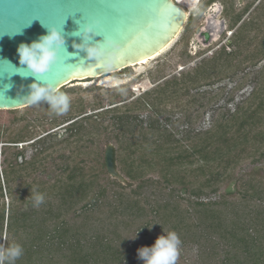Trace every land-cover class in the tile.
I'll return each instance as SVG.
<instances>
[{
  "label": "trees",
  "instance_id": "obj_1",
  "mask_svg": "<svg viewBox=\"0 0 264 264\" xmlns=\"http://www.w3.org/2000/svg\"><path fill=\"white\" fill-rule=\"evenodd\" d=\"M258 10L259 21H242L231 37L233 50L220 47L208 62H200L180 78L166 79L123 108L112 100L108 107L99 105L90 113L81 104H69L62 115L48 104L21 114L17 109L7 110V124L0 129V174L5 186L3 193L0 180V247L18 244L23 248L14 264H143L137 250L151 246L162 235L153 229L161 230L170 221L169 230L178 234L179 247L194 244L197 258L206 255L211 264H264V165H256L264 158V62L257 75L259 84L232 112L220 114L201 132L178 139L166 123L157 118L144 121L135 113L153 108L160 113L179 92L185 95L191 88L209 85L212 74L219 79L227 71L239 69L236 59L240 57L252 65L264 60V2ZM166 122L170 123L169 119ZM60 126L67 134L63 139L53 130ZM36 127L42 128L40 133ZM108 129L118 131L113 134L118 142L122 138L120 154L126 153L128 145L133 146L130 153L134 157L123 173L129 182L143 185L146 176L155 174L178 191L177 200L148 205L146 197L135 190L108 189L103 182L108 174L103 155L95 148L99 136ZM19 143L33 149L28 158L24 147L18 148ZM67 149H71L69 153ZM246 161L252 168L236 174L237 167ZM232 179L218 199H200L203 193H216L220 183ZM33 192L44 196L39 207L34 206ZM182 194L195 200L182 205ZM4 195L9 197L7 204ZM225 195H238L243 207ZM101 204L108 208L106 217H116L123 224L124 235L117 227L109 235L101 226L82 242L79 236L73 240L86 226L85 211ZM147 213L153 217L132 227L136 217H146ZM79 217V224H70V219ZM157 218L163 224L157 223ZM181 257L179 248L176 264H183Z\"/></svg>",
  "mask_w": 264,
  "mask_h": 264
},
{
  "label": "rangeland",
  "instance_id": "obj_2",
  "mask_svg": "<svg viewBox=\"0 0 264 264\" xmlns=\"http://www.w3.org/2000/svg\"><path fill=\"white\" fill-rule=\"evenodd\" d=\"M216 1H218L219 5L221 4L226 7L227 17L230 18L231 23H234L232 22L234 15L238 13L243 14L244 10L242 9L244 6L246 7V10L242 17L245 18V20L251 19L253 23H255L254 21H259L260 10H258V5L264 2V0H261L260 3L255 6L258 3V0ZM245 2H247L248 5H245ZM197 18L194 19L193 23L191 22V24H188L187 26L185 24L170 47L157 57L147 61L142 66H131L129 68L121 69L115 73H112L111 75H107L123 80L122 83L114 86H106L102 82L103 77H95L68 83L67 85L63 86L62 89L60 88L57 91L66 93L70 98V104L75 105L76 107L80 104L84 106L87 113L92 112V109L98 107L99 105L104 108L108 107V104L112 100H116L120 107H122L127 104L129 105V103L134 101L136 98H139V96H141L144 91H151L154 88L161 86L166 79H170L172 77L180 78L182 73H190L200 62H208L210 57L215 51L219 49L221 44H223L227 51L233 50L235 48V45H229V40H231V37L233 36V30L235 26L229 27L214 44L207 48L200 49L195 45L191 47L188 43V36L196 29L198 23L201 21L199 16H197ZM236 60L240 61L239 69L236 71H227L226 76H223L219 79L214 76L215 74H212L210 77V81H212V83L209 85L191 88L185 95H182V93L179 92L177 97H172L171 100L166 103V108L160 113H158L154 108L152 111L151 109H145L139 111L137 110L135 113H138L139 119H143L144 121H147L148 118H157L163 124L166 123L168 125V130L172 131L175 135V138L178 139H182L187 133L192 135L194 132H201L210 128L214 119H218L219 115L222 113L227 114L232 112L236 105L245 99L251 90L260 82V78L257 77V75L259 71H261V66L264 60L259 61L255 65H252L246 61H241V57L240 59ZM43 104L47 103L45 101H41L36 105H29L19 108L17 109V112L21 114L26 109H35ZM154 111L157 113H154ZM9 115L10 114L7 112V110H0V129L5 127V124H7V117ZM186 116H188L189 120H187ZM166 119H169L170 123L166 122ZM107 122L108 120H105V123ZM146 126L143 124L142 127L146 128ZM35 129L38 133H40L42 130L41 127H36ZM53 130L60 136V139H63L67 136L64 127L62 126L54 128ZM117 132L118 131L116 130L112 131L111 129H108L105 134L103 133L99 136L98 141L95 144V148L97 149L96 151H100L103 155V151L107 143L114 145L116 149L117 169L121 174H123L124 171L126 172L129 169V163L132 159L131 157H134V154L130 153L131 149H133V146L131 144L128 145L126 150H124L126 153L120 154L121 149L118 145L120 143L122 144V138H120L121 140L118 142V139H115L113 136V134ZM118 137H120L119 134ZM70 139L72 140V138ZM74 143L75 142L71 143V146ZM87 143H89V141L86 140V144ZM23 144L24 143H19L18 148L24 147L25 157L28 158L31 155L33 149L29 146H23ZM72 147H74V145ZM70 150L71 149H67L66 153H69ZM2 158L3 155L0 153V169L3 167ZM19 160H21V157ZM256 165H264V158L262 162H259ZM252 166L253 164H251L250 161H246L237 167L236 174L239 175L240 173L246 172L250 170ZM123 176L125 177L124 174ZM0 180L4 193L5 186L3 185L1 174ZM103 182L106 183L108 189L112 187L115 190H122L126 193L130 190H135L138 195L140 194L141 196L146 197L144 199L148 201V205L157 203L160 204L163 201L169 200V198H176L177 200L176 194L178 191L172 190L170 186H166L162 181H159L158 176L155 174H149L146 176L143 185H139L137 182H129L128 179L126 183H123L108 174H106V179ZM232 182H234V179L229 181L227 184L220 183L216 193L210 194L205 192L200 195V199L204 201L218 199L219 196L225 194L226 187ZM182 195L183 200H179L180 204L182 205H187L189 200H195L193 196L189 198L185 194ZM225 197L230 202H240L241 206L243 207L242 204H244V201L238 195H225ZM88 198L89 197L87 195L85 199L88 200ZM8 200L9 197L4 195L5 204H7ZM81 203L76 207L78 208ZM107 209V206L101 204L94 207L93 209L90 208V210L85 211V214H83V220L86 221V226H83V228L79 229V234H74L73 240L79 236L82 242L83 237L88 235L91 230L93 232L96 230V228L100 229L101 226H104L105 232L109 235L112 233V229L114 227H117L119 233L124 235L126 229L122 228L123 224H120L116 217H106L108 211ZM77 212H80L79 208ZM150 217H153L150 213L146 217H136L132 227L136 226L138 221L141 219L145 220L149 219ZM128 218L129 217H127L126 220H128ZM69 221L70 224L73 223V225L74 223L79 224L82 221V218L79 217L70 219ZM156 221L157 223L163 224L158 218ZM170 224L171 221L168 224L164 223L161 230H158L156 227L153 230L158 232L160 231L162 235L167 234L170 232ZM90 225L96 227L91 228L89 227ZM50 228L51 227L48 229ZM3 240L4 239H2V245ZM187 246L189 247H179L182 252L181 260L183 264H211L206 255H202L201 258H197V247L194 244H188ZM37 263H41V260H37Z\"/></svg>",
  "mask_w": 264,
  "mask_h": 264
},
{
  "label": "water",
  "instance_id": "obj_3",
  "mask_svg": "<svg viewBox=\"0 0 264 264\" xmlns=\"http://www.w3.org/2000/svg\"><path fill=\"white\" fill-rule=\"evenodd\" d=\"M197 2L0 0V110L29 106L24 98L29 95L32 83L51 84L59 90L72 81L100 77L111 71L137 66L144 59L150 60L174 42L187 14ZM44 25L59 29L64 44L59 48L57 62L51 69L43 76H33L19 64L17 47L46 34ZM85 25L93 27L87 39L83 36ZM206 29L211 31L212 25L208 24ZM21 30L23 34L11 36ZM89 44H99L105 49V56L88 57L84 48ZM116 44L119 45L116 59L106 63L107 52ZM103 161L108 175L127 182L117 169L116 149L111 143L105 145Z\"/></svg>",
  "mask_w": 264,
  "mask_h": 264
},
{
  "label": "clouds",
  "instance_id": "obj_4",
  "mask_svg": "<svg viewBox=\"0 0 264 264\" xmlns=\"http://www.w3.org/2000/svg\"><path fill=\"white\" fill-rule=\"evenodd\" d=\"M46 34L31 43H21L17 47L19 64L23 66L28 73L33 76H43L52 65L57 62L59 48L64 44V36L56 27H46ZM93 31L92 25H85L83 28L84 39ZM7 34V33H4ZM23 34L22 30L11 36ZM9 35V34H8ZM112 41H109L111 44ZM118 44L113 45V50L107 52L106 63H112L117 56L116 49ZM84 50L90 58H100L105 56V49L99 44H89ZM29 105H36L45 101L50 108L62 115L69 109L70 98L64 93L57 91L51 84L32 83L30 93L24 98ZM32 199L35 207H39L44 202L43 194L32 193ZM181 244L178 234L174 231L160 235L151 246H144L137 250L138 258L143 264H176L179 255V246ZM23 254V248L18 244L10 247H0V264H14Z\"/></svg>",
  "mask_w": 264,
  "mask_h": 264
},
{
  "label": "flooded vegetation",
  "instance_id": "obj_5",
  "mask_svg": "<svg viewBox=\"0 0 264 264\" xmlns=\"http://www.w3.org/2000/svg\"><path fill=\"white\" fill-rule=\"evenodd\" d=\"M260 1L261 0H258V3L255 6H257ZM246 4L248 5L247 2H245V5ZM242 10H244L243 14L238 13L232 18V22H235L237 20V22H235V24L233 25V27L235 26L233 34L237 30L238 26L242 23V21L245 20V18H243L242 16L244 15L246 7L244 6ZM197 16H199L201 21L198 23L196 29L192 31V33L188 36V43L191 47L195 45L200 49H204L211 46L233 24L231 23L230 18L227 17L226 7L221 4L219 5L218 1L216 0H198L195 8L187 14V18L185 21L186 26L188 24H191V22L193 23L194 19L197 18ZM222 21L223 24L221 23ZM208 24L212 25V30L209 32H207L206 29V26ZM230 42L231 40H229V43ZM220 46L222 47L223 44H221Z\"/></svg>",
  "mask_w": 264,
  "mask_h": 264
},
{
  "label": "bare ground",
  "instance_id": "obj_6",
  "mask_svg": "<svg viewBox=\"0 0 264 264\" xmlns=\"http://www.w3.org/2000/svg\"><path fill=\"white\" fill-rule=\"evenodd\" d=\"M170 45H171V44H170ZM170 45H169L167 48H169ZM167 48H165L164 50H162L159 54H156L155 56H152V57L150 58V60L153 59V58H155V57H157V56L160 55L161 53H163ZM147 61H149V60L144 59V60L140 61L138 65L142 66V65H143L144 63H146ZM117 71H119V69H118V70H115V71H111V72H109V73L106 74V75H102V76H100V77H103V78H102V82H103L105 85L107 84L106 86H114V85H112L113 82L116 83V85L119 84V83H122L123 80H119V79H117V78H115V77H112V76H107V75H109V74L111 75L112 73H115V72H117ZM104 81H105V82H104Z\"/></svg>",
  "mask_w": 264,
  "mask_h": 264
}]
</instances>
